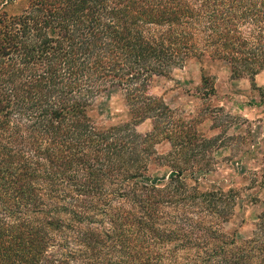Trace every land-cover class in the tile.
<instances>
[{
  "label": "trees",
  "instance_id": "obj_1",
  "mask_svg": "<svg viewBox=\"0 0 264 264\" xmlns=\"http://www.w3.org/2000/svg\"><path fill=\"white\" fill-rule=\"evenodd\" d=\"M17 1L0 6V264H264V212L250 238L228 231L236 191L203 192L192 170L214 141L150 93L193 61L225 63L257 89L264 0L5 10ZM115 94L130 122L104 126L98 104ZM166 142L174 150L161 156ZM154 161L172 172L163 185L141 181Z\"/></svg>",
  "mask_w": 264,
  "mask_h": 264
},
{
  "label": "rangeland",
  "instance_id": "obj_2",
  "mask_svg": "<svg viewBox=\"0 0 264 264\" xmlns=\"http://www.w3.org/2000/svg\"><path fill=\"white\" fill-rule=\"evenodd\" d=\"M3 0H0V6ZM26 7L24 0L5 7L10 14H20ZM209 78L215 87H204ZM257 89L249 79L234 80L230 68L221 62H191L169 77L158 78L151 95L162 98L179 120L195 121L199 133L213 140L215 151L203 157L199 171L203 192L234 190L238 206L228 231L237 230L240 240L251 237L259 216L264 212V71L256 78ZM96 116L104 126L130 122V113L118 95L105 98L98 104ZM152 130L151 122L137 128L139 134ZM157 153L167 156L174 148L169 142L156 147ZM197 158H199L197 156ZM196 161L193 155L190 163ZM149 175L141 180L146 184H165L172 172L155 161ZM199 168H202V172ZM189 181L193 183V178Z\"/></svg>",
  "mask_w": 264,
  "mask_h": 264
}]
</instances>
